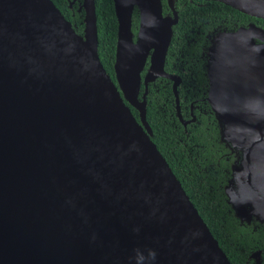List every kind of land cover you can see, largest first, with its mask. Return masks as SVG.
Instances as JSON below:
<instances>
[{
  "label": "water",
  "instance_id": "obj_1",
  "mask_svg": "<svg viewBox=\"0 0 264 264\" xmlns=\"http://www.w3.org/2000/svg\"><path fill=\"white\" fill-rule=\"evenodd\" d=\"M112 1L115 81L94 0L81 1L82 35L52 0H0V264H232L146 121L148 82L169 77L176 93L164 71L174 0L168 15L161 0ZM214 1L264 19V0ZM205 70L235 154L226 202L241 224L264 225V28L211 37Z\"/></svg>",
  "mask_w": 264,
  "mask_h": 264
},
{
  "label": "trees",
  "instance_id": "obj_2",
  "mask_svg": "<svg viewBox=\"0 0 264 264\" xmlns=\"http://www.w3.org/2000/svg\"><path fill=\"white\" fill-rule=\"evenodd\" d=\"M52 1L63 12V4L66 5L64 0ZM94 2L99 58L104 69L115 81L113 63L115 59L117 20L113 1L94 0ZM162 2L164 12L167 10L165 0H162ZM174 6L178 14V20L172 27L169 51L174 49L176 43H186L187 41H190L192 45L195 44L192 50H199L198 45L208 46L211 37H215L217 33L235 30L239 26H246L249 22L264 28V19L247 15L214 0H174ZM83 16L84 11L76 13L77 28L75 30L81 35L84 28ZM137 26L138 13L134 9L132 13L133 32H136ZM211 28L218 29L213 31ZM207 29H211L207 32L210 36L207 40H203V32H206ZM201 59L203 69H205L206 56L201 55ZM147 66L148 63H146ZM154 92V88L149 84L146 96V118L153 131L151 140L156 144L173 173L179 179L183 189L230 262L232 264H246V254L252 249L260 247L262 242L261 237L258 235L259 230H250L255 226L264 229V225L258 223L254 226L253 224H241L226 202L223 186L229 177L230 166L235 159V154L225 147L224 143L220 142L219 128L214 114L215 125H208L207 128L199 126L201 129L195 134V140L192 141L193 143L190 142L192 157H189V155L183 153L180 145L174 144L175 138L169 140L175 134V131L169 125L163 128V133L168 136L167 139H163L162 135L157 133L150 122V114L156 120L150 105ZM169 93L172 97L170 87ZM134 113L137 114L135 111ZM194 143H197L198 146H194ZM170 151H173L175 155H172ZM223 152L228 156L227 160L221 155ZM224 168H226V171H224Z\"/></svg>",
  "mask_w": 264,
  "mask_h": 264
},
{
  "label": "flooded vegetation",
  "instance_id": "obj_3",
  "mask_svg": "<svg viewBox=\"0 0 264 264\" xmlns=\"http://www.w3.org/2000/svg\"><path fill=\"white\" fill-rule=\"evenodd\" d=\"M81 1L82 0H64L66 5L63 4L64 8L63 12H61L65 19L71 23L74 30L77 28L76 13L83 11V8L80 7ZM161 3L163 5L162 0ZM165 5L167 10L163 12L162 8L163 15L171 14L166 0ZM211 29H207L206 32H203V40H207L209 38L210 35L207 32ZM217 29L213 28L212 30L216 31ZM75 32L80 34L76 30ZM256 42L260 43L258 39ZM194 46L195 44L192 45L190 41H187L186 43H176L174 49H171L170 51L167 49L164 61V71L166 74L176 78V93H174L173 90L174 80L165 76H159L153 81L148 82L146 92L147 96L148 87L149 84H151L155 92L150 105L152 106L151 109L153 110L156 120H154L153 115L150 114V122L155 127V130L158 134L162 135L163 139H167L168 136L163 133V128L169 125L170 128L175 131V134L170 137L169 140L175 138L174 144L180 145L182 147L183 153L189 155V157H192V146L190 142L195 140V134L201 129L199 126L207 128L208 125H215V116L213 117L214 113L211 104L207 99L209 93V81L206 70L203 69V63L201 59V55L204 57L206 56L208 46L200 44L198 45L199 50H192ZM146 70L147 67L145 65V68L142 70L143 73L141 72L142 77L144 76ZM169 87L172 92V97L169 93ZM144 91L145 85L143 82H141L140 91L138 94L139 99H142V94ZM126 104L129 106L137 121L140 122L138 111L128 102H126ZM134 111L137 114H135ZM148 125L151 131V138L153 131L149 123ZM193 145L198 146L197 143H194ZM170 152L172 155H175L173 151ZM221 155H223L225 160L228 159V156H226L225 152H223ZM224 171H226V168H224ZM256 223L257 222L253 221L250 224H253L254 226ZM254 230H259L258 235L261 237L262 242L260 243V247L252 249L246 254L245 263L264 264V231H262L264 229L255 226L250 231Z\"/></svg>",
  "mask_w": 264,
  "mask_h": 264
}]
</instances>
